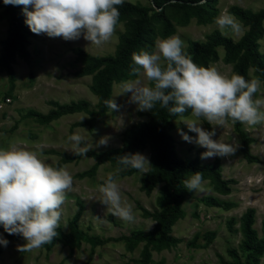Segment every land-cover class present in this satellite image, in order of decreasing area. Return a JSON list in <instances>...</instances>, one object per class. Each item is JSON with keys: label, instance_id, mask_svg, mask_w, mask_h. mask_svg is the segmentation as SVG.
I'll return each mask as SVG.
<instances>
[{"label": "rangeland", "instance_id": "rangeland-1", "mask_svg": "<svg viewBox=\"0 0 264 264\" xmlns=\"http://www.w3.org/2000/svg\"><path fill=\"white\" fill-rule=\"evenodd\" d=\"M125 2L136 6L151 4V0ZM202 7L200 18L196 16L195 11L184 14L183 11L174 13L167 10L170 26L164 32L162 23L154 21L148 29V45L144 51H154L157 39L172 35H177L183 40L185 52H188L191 42L204 43L217 33L237 41L247 30V26L235 12L239 9L246 13H255L264 7V0H209ZM224 10L242 25L243 31L240 34L228 32L225 35L220 32L215 18ZM131 20V17L119 18V25L112 39L99 47L91 45L83 36L75 41H65L62 38L31 33L27 38V56H16L11 62L15 78L13 84H9L5 70L0 68V148L36 151L45 163L53 167H63L73 177L72 190L67 193L62 205L61 226L57 230L59 235L54 238L52 246L47 248L44 245L32 252L21 253L17 246L25 243L23 238L19 235H9L0 225V235L8 240L6 247L0 245V264H140L137 260L141 257L143 242L130 243L123 237L130 236L135 231L149 232L154 226V220L144 217L139 208L141 206L150 212L159 209L161 184L150 194L140 189L142 177L156 172L152 144L148 141L138 151L149 158L152 164L149 172L141 175L135 170L130 174L120 173L116 177L122 198L133 205L134 223L123 222L111 215L100 202L101 193L98 188L117 165L103 162L90 174L83 175V172L91 170L95 164V160L88 155L89 152L122 148L127 131L150 120L149 111H138L135 104L128 102L130 93L118 94L123 82L140 78L132 73L133 65L129 72L112 83L109 99L113 98L120 105L118 111L108 108L103 116L91 120L86 111L80 110L60 115L47 124L25 116L29 112L45 115L54 110L56 104L69 107L79 102L86 103L88 110H96L98 100L94 88L98 69H93L91 63L77 55L76 50L80 49L94 57L114 54L118 38L127 32ZM262 26L264 28V21ZM7 27V20L0 17V53ZM256 41L259 51L264 55V33ZM216 49L217 57L210 60L207 67H215L222 74L229 76L235 73V61L224 59L222 47ZM248 76L250 79H258L252 69L248 70ZM261 88L264 92L262 82ZM180 120V117H176L173 120L174 127L169 129L177 155L182 158H196L203 164L213 161L216 157L201 159L200 154L205 149L181 138L178 129L186 132L188 129ZM201 126L212 130V125L207 121H203ZM241 127L253 139L250 150L258 161H245L239 146L234 155L218 157L221 164L220 175L224 179L233 180L230 183L231 192L228 195H218L209 182L203 180V190L191 191L181 204L182 214L171 226L170 235L178 239L177 244L160 251L151 249L148 264L243 263L245 252L240 248L239 218L247 208H254V227L258 235L261 220L264 219V125L249 127L241 124ZM74 132L86 136L88 142L93 145H97L101 138L107 139L108 143L106 146L93 147L86 156H76L72 152V143L67 139ZM188 134L196 135L192 132ZM213 139L234 145L240 144L231 122L223 128L216 127ZM203 196H217L234 202L235 206L229 210L206 206L198 201V198ZM79 209L76 224L83 232V237L70 249L63 245V239L69 232V221ZM231 218L234 221L230 225ZM91 238L102 242L93 243ZM253 263L264 264V255Z\"/></svg>", "mask_w": 264, "mask_h": 264}, {"label": "clouds", "instance_id": "clouds-1", "mask_svg": "<svg viewBox=\"0 0 264 264\" xmlns=\"http://www.w3.org/2000/svg\"><path fill=\"white\" fill-rule=\"evenodd\" d=\"M125 0H4V4L22 5L25 23L32 33L50 38L75 41L83 38L97 47L109 42L117 31ZM174 2V0H173ZM207 0H196L194 7ZM29 8L31 10H29ZM215 24L222 34H240L242 25L227 11ZM132 73L139 79L123 82L118 93H130L129 103L138 111H152L158 104L172 116L180 117L188 132L178 129L181 138L205 149L201 159L228 157L238 144L213 139L216 127L240 122L249 127L264 125V92L259 79L243 75L222 74L215 67L197 65L184 51V42L172 35L157 39L152 52H133ZM147 81V83H145ZM257 94H260L259 96ZM111 111H118L113 98L105 101ZM189 113L185 117V113ZM207 121L212 130L201 124ZM195 133L190 136L188 133ZM76 156H86L95 146L107 145L101 138L97 145L79 132L67 137ZM116 168L109 172L98 188L100 202L108 212L126 223H134L133 205L122 198L116 177L126 169L141 175L152 166L142 153H125L117 157ZM189 191L203 190L200 171L184 180ZM73 177L63 167L45 163L36 151L0 148V225L9 235H19L25 243L17 246L21 253L32 252L54 241L62 220V205L72 190ZM8 240L0 235V245Z\"/></svg>", "mask_w": 264, "mask_h": 264}, {"label": "trees", "instance_id": "trees-1", "mask_svg": "<svg viewBox=\"0 0 264 264\" xmlns=\"http://www.w3.org/2000/svg\"><path fill=\"white\" fill-rule=\"evenodd\" d=\"M209 1V0H207ZM196 0H151L149 6H136L129 2H124L118 6L120 12L119 18L131 17L132 20L126 33L118 38V44L112 55L103 57H94L85 54L82 50H76L78 56L91 63L93 69H98V76L94 88L98 106L96 110H88L84 102L67 105H57L54 110L45 115L29 112L26 117H33L41 124H47L60 115L73 113L75 111H86L91 120L103 116L108 108L105 101L109 100L112 83L118 81L125 73L129 72L133 62L131 55L133 52L139 53L144 51L147 43V33L154 21L162 23V30L167 31L169 18L166 11L182 12L187 14L195 11L198 18L202 6L194 7ZM236 16L247 26V30L237 40L214 34L204 43L191 42L186 52L191 59L199 66L207 67L208 62L217 57V47H222L224 59L226 61L234 60L233 69L235 73L243 75L245 79L251 80L248 76V70L252 69L256 77L262 82L264 87V55L259 51V44L256 41L264 33V7L255 13H246L237 10ZM0 17L7 20V32L3 40L2 51L0 53V68L4 69L9 84H13L14 71L11 62L16 56L25 58L27 56L28 36L31 30L25 23V15L21 5L4 4L0 0ZM185 113L184 115H188ZM149 122L139 124L127 131L126 138L122 148L108 149L102 152H89L88 155L95 160L91 170L83 172V175L90 174L97 165L103 162L116 164L117 157L125 153L138 152L150 142L153 147L152 156L156 162V172L148 173L142 177L140 189L146 194H150L158 185L160 186L161 195L159 198V209L150 212L139 206L144 217H150L154 220V226L149 232L135 231L130 236L123 237L128 242L142 241L143 245L140 252V264H148L150 259V250L160 251L174 247L178 239L170 235L171 226L174 220L182 214L181 204L184 199L191 194V191L184 187V180L193 175V172L200 171L203 180H207L218 195H228L231 192L230 183L233 180L224 179L221 174L220 159L216 157L209 163H200L198 159L182 158L177 155L173 146L172 136L169 129L174 127L173 120L177 116L169 114L167 109H161L157 104L156 107L149 111ZM206 122V121H205ZM237 134L240 144L239 149L245 161L257 162L258 158L251 153L250 144L252 138L249 137L242 129L241 123H231ZM135 169H126L123 174H130ZM198 201L206 206H216L223 210H229L235 206V203L229 200L220 199L217 196H203ZM81 208V206H80ZM80 209L69 221V232L64 236L63 245L70 249L83 237V232L77 228V220ZM233 219L229 224H233ZM255 209L247 208L239 218V230L241 234L240 248L245 252L243 263L235 262L234 264H254L261 256L264 255V219L260 223L259 235L254 227ZM93 243H101L96 238H91ZM53 242L46 244L47 248L52 246Z\"/></svg>", "mask_w": 264, "mask_h": 264}]
</instances>
